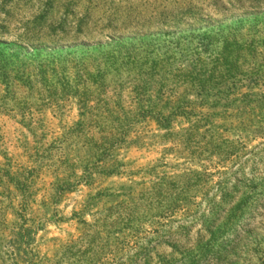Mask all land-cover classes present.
I'll use <instances>...</instances> for the list:
<instances>
[{"label":"rangeland","instance_id":"rangeland-1","mask_svg":"<svg viewBox=\"0 0 264 264\" xmlns=\"http://www.w3.org/2000/svg\"><path fill=\"white\" fill-rule=\"evenodd\" d=\"M0 68V264H264V0H0Z\"/></svg>","mask_w":264,"mask_h":264},{"label":"trees","instance_id":"trees-1","mask_svg":"<svg viewBox=\"0 0 264 264\" xmlns=\"http://www.w3.org/2000/svg\"><path fill=\"white\" fill-rule=\"evenodd\" d=\"M83 24L85 25V21H83ZM87 25V23H86ZM9 70V69H8ZM9 73V71H7L5 68H0V76L2 77H5L7 76ZM9 77V75H8ZM2 84H0L1 86ZM7 86V84L5 85ZM252 183V182H251ZM245 189H250L249 187L245 186ZM220 201H226L228 199V195H227V192L225 190H222L221 194H220ZM245 199H249V198H243L241 200V202L239 203V207H242V205L245 203ZM220 204H223V202H219ZM222 208H219V210L217 211V214H216V218H221L223 217V214L225 213V211H221ZM237 212V209H233L229 212L228 214V219L231 220L234 218L235 216V213ZM203 228L199 231V234H198V240H199V243H198V249H199V252L200 251H204L205 247H206V250L207 251H211L213 249V244L215 243V238L216 236L212 233L214 231H218L216 230L218 228V222L216 225L214 224H206V223H203L202 224ZM209 233L210 234V237H212V239L207 243L206 246H203L201 247V245L203 244L204 240L203 238L206 237V233ZM198 252V253H199ZM204 258V256L198 258V259H192L189 261V264H200L202 262V259ZM184 262V260H183ZM127 264H177V261L173 258H168V259H160L158 262L154 263V261L152 259H146V258H143L142 256H140L138 259H135V260H129L127 262ZM188 264V262L186 263Z\"/></svg>","mask_w":264,"mask_h":264}]
</instances>
